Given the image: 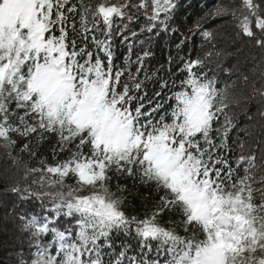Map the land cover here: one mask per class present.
Segmentation results:
<instances>
[{"label":"snow or ice","instance_id":"snow-or-ice-1","mask_svg":"<svg viewBox=\"0 0 264 264\" xmlns=\"http://www.w3.org/2000/svg\"><path fill=\"white\" fill-rule=\"evenodd\" d=\"M180 9L0 0V264H264V0Z\"/></svg>","mask_w":264,"mask_h":264},{"label":"trees","instance_id":"trees-1","mask_svg":"<svg viewBox=\"0 0 264 264\" xmlns=\"http://www.w3.org/2000/svg\"><path fill=\"white\" fill-rule=\"evenodd\" d=\"M225 0H181V9L178 16L179 25L182 30L186 31L187 28L193 27L199 22L204 28H208L213 31L219 30H231V23L220 18H213V13H209L211 7L217 8ZM201 44V37L197 34L192 37L190 47L193 49V53L199 51ZM242 47V46H241ZM247 52L241 54V59ZM229 62H234L232 57H229ZM29 162L27 156L23 157L22 165ZM10 161L4 155V150L0 149V189H3L4 185L11 183L12 181L20 177V171L16 168L9 167Z\"/></svg>","mask_w":264,"mask_h":264},{"label":"rangeland","instance_id":"rangeland-1","mask_svg":"<svg viewBox=\"0 0 264 264\" xmlns=\"http://www.w3.org/2000/svg\"><path fill=\"white\" fill-rule=\"evenodd\" d=\"M215 10H216V8L215 7H211L210 9H209V13H214L215 12Z\"/></svg>","mask_w":264,"mask_h":264}]
</instances>
